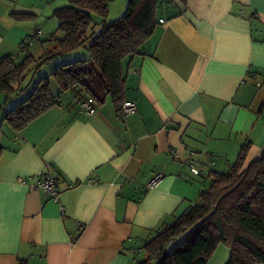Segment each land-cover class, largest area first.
I'll use <instances>...</instances> for the list:
<instances>
[{"label": "crops", "instance_id": "obj_1", "mask_svg": "<svg viewBox=\"0 0 264 264\" xmlns=\"http://www.w3.org/2000/svg\"><path fill=\"white\" fill-rule=\"evenodd\" d=\"M62 1L0 0V58L20 61L31 37L27 51L58 36L50 18ZM161 5L141 54L121 63L134 114L118 115L109 99L81 113L80 97L66 94L16 131L3 117L24 94L0 95V264H133L243 144L245 166L264 153V0ZM190 163L204 170L194 175ZM157 173L162 181L148 189ZM46 175L57 179L56 199L31 189ZM217 249L208 264H227L228 249Z\"/></svg>", "mask_w": 264, "mask_h": 264}, {"label": "trees", "instance_id": "obj_2", "mask_svg": "<svg viewBox=\"0 0 264 264\" xmlns=\"http://www.w3.org/2000/svg\"><path fill=\"white\" fill-rule=\"evenodd\" d=\"M178 1L187 5V0ZM108 4L109 0H70L69 5L53 11L61 37L52 33L40 42L54 44L51 49H43L38 58L41 63L80 47L87 49V60L65 62L48 76L21 87L26 65L36 61L33 55L24 53L34 37L19 49L23 61L16 62L12 56L0 58V95L4 102L24 94L4 114V123L20 131L60 104L61 96L66 94L80 99L90 97L97 105L109 99L115 112L121 114L125 92L121 63L141 54L159 25L162 5L161 0H127L125 12L105 22ZM92 15L103 19L98 33L93 29ZM12 16L17 20L31 18L29 14ZM50 80L57 83L60 92H51ZM249 147V143L241 146L226 172L210 175L211 183L199 193L197 202L157 230L141 247L143 256L133 264H208L219 245L229 251L227 264H264V153L245 166ZM179 237L181 241L174 246Z\"/></svg>", "mask_w": 264, "mask_h": 264}, {"label": "rangeland", "instance_id": "obj_3", "mask_svg": "<svg viewBox=\"0 0 264 264\" xmlns=\"http://www.w3.org/2000/svg\"><path fill=\"white\" fill-rule=\"evenodd\" d=\"M69 1L70 0H64L62 1V3H54L55 6L61 7V6H67L69 5ZM119 1L120 0H111L108 4L109 6V12H108V16L107 18H110L112 16H116L115 18L117 19L119 16H121L123 14V12H125L124 10L126 9L125 6L123 5V9H119ZM48 18H50V14L49 15H45L43 17L40 18L39 21H47ZM53 21H55L56 24H58L57 20L55 18H50ZM103 19L97 15H92V21H93V29L96 33L99 32L100 30V23ZM108 19L105 20V22ZM115 20V19H113ZM107 22H111V21H107ZM58 37H61V33L58 32ZM48 38V36L46 37ZM53 42H47L46 46L44 48H53ZM40 49H41V43H35L33 48H31L29 51H25V54H31L34 56L35 60L34 62L28 63L26 65V68L24 69V75L25 78L23 80V82L21 83V85L26 86V85H31L33 84L34 81H37L39 78L41 77H46L49 75V73L56 67L61 66L62 64H64L65 62H74L77 60H87L89 58V53L87 51V49L85 47H80L77 48L73 51H70L66 54H60L55 56L54 58L50 59L48 62L45 63H41L39 61V57L42 55V53H40ZM23 55L22 54V58L20 59V61H16V62H21L23 61ZM38 59V60H37ZM88 65L91 66V62H88ZM31 87V86H29ZM50 89L51 92L53 94H56L58 92H60V88L57 85L56 82H54V80H50ZM62 98L60 99V101L63 100L64 95L61 96ZM19 98V96L17 97ZM4 102V100H3ZM2 100L0 101V106H2ZM182 237H179L175 240L174 242V246H176L180 241H181ZM218 247H225L224 245H219ZM217 247V248H218ZM215 249V251L213 252V254L211 255L210 259H214L215 255H218V249ZM226 248V247H225ZM218 257V256H217Z\"/></svg>", "mask_w": 264, "mask_h": 264}, {"label": "built area", "instance_id": "obj_4", "mask_svg": "<svg viewBox=\"0 0 264 264\" xmlns=\"http://www.w3.org/2000/svg\"><path fill=\"white\" fill-rule=\"evenodd\" d=\"M40 32H37V35H39ZM30 44V43H29ZM79 112L86 113V114H93L95 113V107H94V101L89 98L84 99H78L77 101ZM136 104L133 101H124L121 106V115L123 116H129L136 112ZM189 170L194 175H199L202 173L204 168H198L194 164H189ZM164 175L162 173L155 174L152 179L148 182L147 188L153 189L159 185V183L162 181ZM21 183H24V181H20ZM31 189L38 190L41 189L45 191L48 195L52 196L53 199H56L58 196V182L55 180V178L51 175L44 176L41 180H39L35 185L31 186Z\"/></svg>", "mask_w": 264, "mask_h": 264}]
</instances>
